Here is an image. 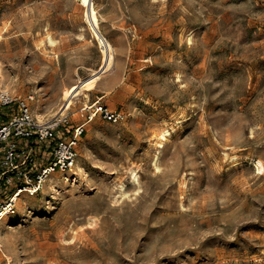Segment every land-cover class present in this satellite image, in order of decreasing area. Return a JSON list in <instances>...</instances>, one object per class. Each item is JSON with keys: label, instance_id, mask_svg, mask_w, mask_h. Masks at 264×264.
Returning a JSON list of instances; mask_svg holds the SVG:
<instances>
[{"label": "rangeland", "instance_id": "rangeland-1", "mask_svg": "<svg viewBox=\"0 0 264 264\" xmlns=\"http://www.w3.org/2000/svg\"><path fill=\"white\" fill-rule=\"evenodd\" d=\"M92 1L104 71L80 0H0V88L36 121L99 74L56 128L84 123L72 168L0 215V264H264V0ZM101 93L122 120L87 118ZM23 143L35 177L55 142ZM2 150L0 205L24 185Z\"/></svg>", "mask_w": 264, "mask_h": 264}, {"label": "built area", "instance_id": "built-area-1", "mask_svg": "<svg viewBox=\"0 0 264 264\" xmlns=\"http://www.w3.org/2000/svg\"><path fill=\"white\" fill-rule=\"evenodd\" d=\"M30 95L29 98H33ZM16 104L18 112L13 111L7 121L0 123V143H2L3 164L5 169L2 173L7 171H15L22 174L24 185H19L17 190L36 191L40 186L45 176L53 170L67 171L75 163L76 160V143L77 135L84 130V123H79L74 127V135L72 137L58 136L56 138V128L62 123L68 121V115L60 111L50 120L45 122H38L35 120L28 100L21 98L15 93L6 88H0V108L4 106H11ZM87 118L91 119L97 113L105 119L112 122L120 121L124 118L123 112L111 109L108 105L97 99L88 105H85ZM34 139V142L54 140L55 147L53 152V160L46 166L42 167L40 171L31 176L29 170L21 165L33 162V144H24L23 140ZM7 180L11 181V177L7 176ZM13 194V196H14ZM15 202L13 197L9 202L0 205V215L5 214L12 208ZM4 212V213H3Z\"/></svg>", "mask_w": 264, "mask_h": 264}, {"label": "bare ground", "instance_id": "bare-ground-1", "mask_svg": "<svg viewBox=\"0 0 264 264\" xmlns=\"http://www.w3.org/2000/svg\"><path fill=\"white\" fill-rule=\"evenodd\" d=\"M80 2H81V4H83L85 6L86 19L88 21V24H89L91 30L93 31L92 33H94V35H95V37L97 39V42H98V45H99V48H100L101 52L103 53V57H104V61L105 62L103 64L102 71H104L110 65V63L112 61V58H113L112 45L108 41V39L105 37L106 35L105 36L104 35L101 36V34L98 32L100 30L99 29V20H98V15L96 13V9L94 7L93 1L92 0H80ZM98 76H99V74L98 75H94V76H92L90 78L87 76L89 79L86 80V81L83 79L85 82H82V83L80 82L78 84H73L68 89H66L63 92L64 102H63V104H61L62 106L59 108V110L65 111L69 107L71 102L73 101V98L76 95H78V93L81 91L83 86L88 85V86L91 87V84L93 83L95 78L98 77ZM59 110H58V112H59ZM21 191L18 190L14 194L13 200H15L21 194ZM6 212H9V211H6Z\"/></svg>", "mask_w": 264, "mask_h": 264}, {"label": "crops", "instance_id": "crops-1", "mask_svg": "<svg viewBox=\"0 0 264 264\" xmlns=\"http://www.w3.org/2000/svg\"><path fill=\"white\" fill-rule=\"evenodd\" d=\"M90 90V89H89ZM106 95H107V93H101V94H97L96 96H97V98L95 99V100H97V99H104L105 97H106ZM94 100V101H95Z\"/></svg>", "mask_w": 264, "mask_h": 264}, {"label": "water", "instance_id": "water-1", "mask_svg": "<svg viewBox=\"0 0 264 264\" xmlns=\"http://www.w3.org/2000/svg\"><path fill=\"white\" fill-rule=\"evenodd\" d=\"M100 33V31H98ZM101 34V33H100ZM102 36V35H101Z\"/></svg>", "mask_w": 264, "mask_h": 264}]
</instances>
